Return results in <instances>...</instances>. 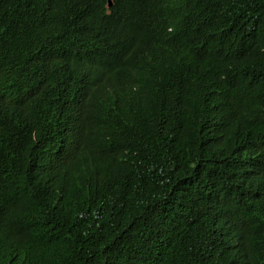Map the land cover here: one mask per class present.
<instances>
[{"label":"trees","instance_id":"16d2710c","mask_svg":"<svg viewBox=\"0 0 264 264\" xmlns=\"http://www.w3.org/2000/svg\"><path fill=\"white\" fill-rule=\"evenodd\" d=\"M0 264H264V0H0Z\"/></svg>","mask_w":264,"mask_h":264}]
</instances>
